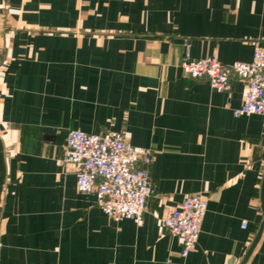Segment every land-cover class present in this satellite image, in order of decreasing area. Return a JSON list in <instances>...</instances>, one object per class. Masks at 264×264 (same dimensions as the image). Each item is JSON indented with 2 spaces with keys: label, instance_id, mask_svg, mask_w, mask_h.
<instances>
[{
  "label": "crops",
  "instance_id": "crops-1",
  "mask_svg": "<svg viewBox=\"0 0 264 264\" xmlns=\"http://www.w3.org/2000/svg\"><path fill=\"white\" fill-rule=\"evenodd\" d=\"M188 41L251 61L264 0H0V264L242 263L264 219V115L234 116L246 81L185 75ZM71 128L153 149L142 225L78 190ZM192 194L209 206L183 256L163 219ZM245 264H264V229Z\"/></svg>",
  "mask_w": 264,
  "mask_h": 264
},
{
  "label": "built area",
  "instance_id": "built-area-1",
  "mask_svg": "<svg viewBox=\"0 0 264 264\" xmlns=\"http://www.w3.org/2000/svg\"><path fill=\"white\" fill-rule=\"evenodd\" d=\"M180 67L188 77H208L217 91L231 90L233 78L246 81L245 98L234 116L264 115V42H255L251 61L225 63L217 54L194 58L188 41ZM152 159V148L132 144L124 131L115 129L101 133L69 129L62 156L64 163L76 167L80 192L94 193L97 205L114 221L127 218L138 225L144 223L148 200L156 194L149 167ZM208 206L205 196L192 194L179 207L166 210L164 225L181 239L183 256L196 247ZM247 225L243 220L242 227Z\"/></svg>",
  "mask_w": 264,
  "mask_h": 264
},
{
  "label": "water",
  "instance_id": "water-1",
  "mask_svg": "<svg viewBox=\"0 0 264 264\" xmlns=\"http://www.w3.org/2000/svg\"><path fill=\"white\" fill-rule=\"evenodd\" d=\"M261 201H262V210H263V215H264V176H263V181H262V186H261ZM263 229H264V219L260 225L259 231L257 232L256 237H255L252 245L250 246V248H249V250H248V252H247V254H246V256H245V258L241 264H245V262L247 261V259L251 255L254 247L256 246L257 242L259 241V239L262 235Z\"/></svg>",
  "mask_w": 264,
  "mask_h": 264
}]
</instances>
